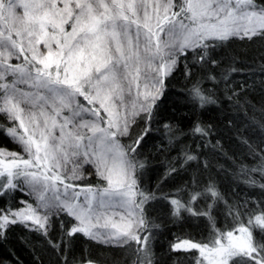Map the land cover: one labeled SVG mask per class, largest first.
I'll use <instances>...</instances> for the list:
<instances>
[{"label": "snow or ice", "instance_id": "obj_1", "mask_svg": "<svg viewBox=\"0 0 264 264\" xmlns=\"http://www.w3.org/2000/svg\"><path fill=\"white\" fill-rule=\"evenodd\" d=\"M236 40L264 41V0H0V135L15 145L0 147V244L22 228L47 238L57 264H101L74 255L79 236L127 253L122 264H161L157 221L195 218L206 234L176 236L164 264H264V200L230 202L211 176L165 190L194 161L207 171L203 153L185 150L155 187L144 179L153 126L182 134L165 115L170 78L182 72L194 108L216 104L238 69L221 76L215 52ZM192 132L210 135L202 122ZM249 151L239 178L264 197V147Z\"/></svg>", "mask_w": 264, "mask_h": 264}, {"label": "trees", "instance_id": "obj_2", "mask_svg": "<svg viewBox=\"0 0 264 264\" xmlns=\"http://www.w3.org/2000/svg\"><path fill=\"white\" fill-rule=\"evenodd\" d=\"M215 59L217 60L215 71L221 76L228 74L233 67L238 71L231 75L227 87L221 81L216 90L218 102L214 105L210 104L203 109L194 108L180 95L187 93L190 87L182 72L178 71L170 78L167 85L169 95L164 104L165 115L170 117L173 125L182 128V134L173 138L164 125L153 126L151 133L153 138L145 149V154L152 156L148 166L150 171L145 173L144 179L155 187L157 182L165 177L169 162L175 161L185 150H192L197 154L203 153L200 161L207 160L211 167L200 174V168L194 161L193 167L188 168L186 174L182 171L179 176L169 177L165 190L174 188L196 175H200L203 180L211 176L228 201L236 202L238 198L249 199L255 205L257 201L264 200V197L259 196L258 189L255 190L257 193L255 196H250L249 193L254 190L248 188L239 177L241 168L251 166L249 144L252 148L256 145L264 147L261 143L264 129L253 127L264 111V75L261 74V69L264 68V41L236 40L217 48ZM208 87L211 88L210 85ZM233 87L240 94V100L234 99L229 102V89ZM238 103L240 107L237 106ZM243 104L248 105L247 110L242 107ZM194 122H202L209 128L210 135L201 138L198 134H193ZM0 147L13 149L15 145L0 135ZM152 211L154 219L164 217L159 206ZM231 222V217L227 216L226 210L222 208L218 215V226L223 228ZM58 223L57 221V229L51 232L50 237L57 244L60 242ZM157 223H160L161 227L157 230L158 238L154 248L156 258L161 260V264L167 260L168 244L176 236L191 234L200 238L201 233L206 234V220L191 218L181 226L168 222L164 217ZM46 239L34 238L33 234L22 228L14 229L9 233L7 242L0 244V264H33L37 256L43 257L44 264H57L59 254L50 250L51 246L46 243ZM73 253L77 258L81 253L90 254L101 264H122L127 258V253L97 244L83 236L74 240Z\"/></svg>", "mask_w": 264, "mask_h": 264}, {"label": "rangeland", "instance_id": "obj_3", "mask_svg": "<svg viewBox=\"0 0 264 264\" xmlns=\"http://www.w3.org/2000/svg\"><path fill=\"white\" fill-rule=\"evenodd\" d=\"M12 150H15V147Z\"/></svg>", "mask_w": 264, "mask_h": 264}]
</instances>
